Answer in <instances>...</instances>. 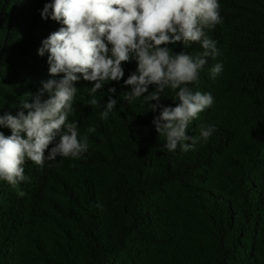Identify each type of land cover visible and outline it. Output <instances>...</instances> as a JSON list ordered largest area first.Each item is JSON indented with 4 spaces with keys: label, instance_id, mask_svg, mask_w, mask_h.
Wrapping results in <instances>:
<instances>
[{
    "label": "trees",
    "instance_id": "16d2710c",
    "mask_svg": "<svg viewBox=\"0 0 264 264\" xmlns=\"http://www.w3.org/2000/svg\"><path fill=\"white\" fill-rule=\"evenodd\" d=\"M52 2L0 0V116L16 115L50 78L38 49L63 27L41 17ZM218 2L222 22L206 29L218 55L188 85L214 100L188 127L195 150L169 152L153 124L159 109L124 99L135 59L94 97L81 76L67 119L88 150L42 167L26 161L17 187L0 180V264H264V0ZM167 47L202 52L199 43ZM176 91L165 89L161 103L175 107ZM109 96L117 105L103 120ZM202 125L216 129L206 142Z\"/></svg>",
    "mask_w": 264,
    "mask_h": 264
},
{
    "label": "clouds",
    "instance_id": "9594fccd",
    "mask_svg": "<svg viewBox=\"0 0 264 264\" xmlns=\"http://www.w3.org/2000/svg\"><path fill=\"white\" fill-rule=\"evenodd\" d=\"M219 9L218 0H53L45 4L42 19L50 17L63 24L38 49L41 57L48 53L50 78L42 81L31 103L22 102L16 115L0 116V127L11 131L9 136L0 132V180L12 187L27 180L26 161L42 167L46 159H79L89 144L87 135L78 138L77 123L67 119L78 91L75 83L81 76L94 82L90 87L94 97L106 81L119 82L124 77L122 63L132 59L138 67L124 81L131 86L124 99L131 102L144 97L151 102L152 112L159 109L153 124L166 138L164 147L169 152L178 147L183 152L195 150L199 141L188 135V127L214 100L210 93L194 92L188 85L197 82L208 59L218 55L216 41L206 29L222 22ZM177 43H199L202 52L174 54L167 45ZM221 71V64L214 65L212 78ZM149 86L155 90L149 93ZM165 89H178L175 107L161 103ZM108 91L114 94L116 89ZM89 103L97 105L98 101L93 98ZM116 105L117 100L109 96L101 119L107 120ZM88 131L95 132V128ZM215 131L214 125H202L199 140L206 142ZM50 145L54 146L49 150Z\"/></svg>",
    "mask_w": 264,
    "mask_h": 264
}]
</instances>
